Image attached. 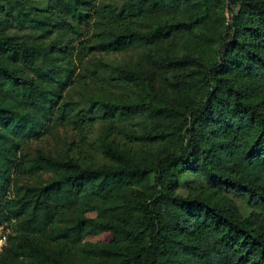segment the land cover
Returning <instances> with one entry per match:
<instances>
[{
    "label": "trees",
    "instance_id": "1",
    "mask_svg": "<svg viewBox=\"0 0 264 264\" xmlns=\"http://www.w3.org/2000/svg\"><path fill=\"white\" fill-rule=\"evenodd\" d=\"M45 1L37 11L56 31L51 60L67 66L64 79L58 66L44 75L61 89L82 26L102 53L188 37L212 13L219 27L208 61L166 53L148 76L122 65L96 76L98 90L128 97L98 99V113L59 104L22 76L13 61L38 70L40 46L0 34V228L15 227L0 264H264V215L244 216L227 198L264 204V0ZM168 80L174 96L163 97ZM41 111L72 126L71 153L22 151Z\"/></svg>",
    "mask_w": 264,
    "mask_h": 264
},
{
    "label": "rangeland",
    "instance_id": "2",
    "mask_svg": "<svg viewBox=\"0 0 264 264\" xmlns=\"http://www.w3.org/2000/svg\"><path fill=\"white\" fill-rule=\"evenodd\" d=\"M123 1L95 0L96 3L103 4L108 2L122 3ZM38 7L47 8V2L45 0H11L9 10L0 11V34L12 36L18 42L38 44L43 55L39 59L40 67L38 70H32L17 60L13 61L15 67L22 76L32 81L39 89L43 91L47 87L52 89L53 94L59 96V104L63 102L74 103L78 109H85L90 113L92 111L98 113L99 105L96 106L98 99L111 100L115 98L125 100L128 98L124 95L126 92L119 90L114 93H105V91L98 90L95 85L96 76L112 75V68L118 65L130 67L136 71L142 69L143 75L148 76L153 67L152 62L160 54L166 53L173 56L189 55L208 61L210 59L209 54L213 52L211 48L214 46L210 42L209 37H212L216 28L219 27L212 24L211 17L214 16V13H212L207 15L205 21L199 26L194 27L188 33V37L181 38L177 35L160 47H147L140 44L121 53H102L88 49L87 45L92 39V31L94 29L90 26H82L77 33L71 35L74 49L69 67L72 75L69 84L64 89H61V83L54 82L53 79L44 75L48 68L58 66L62 79H64V69L67 65L63 62H53L51 60L53 59L51 47L55 43L56 31L54 27L48 24L47 15L44 12L37 11ZM230 12V9L226 6L222 8L220 25L227 22ZM159 85L165 88V91L160 92L163 97L174 96L171 93L172 87L170 86L172 85V80L163 81ZM157 89L159 87L156 88V92ZM136 95L135 99H143L146 92L139 90ZM195 100L196 97L193 98V101ZM187 101L188 99L185 100V102ZM104 123L105 121L101 119L97 121L93 131L94 136L98 135ZM32 125L34 126L33 131L27 140L21 144L20 148L22 151L30 154L39 152L52 157L71 153L69 144L76 140V133L68 122L61 120L56 111H53L52 114L43 113V111L39 112L34 115ZM177 192L185 195L186 189L180 187ZM227 198L230 204L244 216H248L251 213L264 215V204L259 200L252 201L247 194L231 193L227 194ZM8 223V225H5L8 226V229L5 226H1L2 232L13 234L15 232L14 224L12 222ZM12 242L13 239L9 244ZM10 260L12 263L17 264V260L12 258ZM18 263L21 264L20 260Z\"/></svg>",
    "mask_w": 264,
    "mask_h": 264
},
{
    "label": "built area",
    "instance_id": "3",
    "mask_svg": "<svg viewBox=\"0 0 264 264\" xmlns=\"http://www.w3.org/2000/svg\"><path fill=\"white\" fill-rule=\"evenodd\" d=\"M0 230L2 231V227L0 228ZM6 242V234L1 232L0 233V246L2 247V245H4Z\"/></svg>",
    "mask_w": 264,
    "mask_h": 264
}]
</instances>
